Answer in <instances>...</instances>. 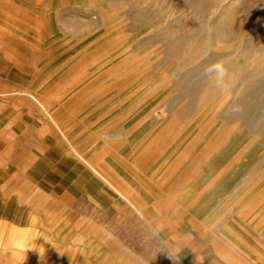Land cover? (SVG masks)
Returning <instances> with one entry per match:
<instances>
[{
    "label": "rangeland",
    "instance_id": "rangeland-1",
    "mask_svg": "<svg viewBox=\"0 0 264 264\" xmlns=\"http://www.w3.org/2000/svg\"><path fill=\"white\" fill-rule=\"evenodd\" d=\"M2 91L155 232L264 264V0H0Z\"/></svg>",
    "mask_w": 264,
    "mask_h": 264
},
{
    "label": "crops",
    "instance_id": "crops-1",
    "mask_svg": "<svg viewBox=\"0 0 264 264\" xmlns=\"http://www.w3.org/2000/svg\"><path fill=\"white\" fill-rule=\"evenodd\" d=\"M7 93L14 92H0V259L10 264H43V259L44 264H227L214 249L198 250L177 231L171 241L166 231L155 232L139 205L116 189L122 201L96 178H84L71 153L57 155L36 112L8 103L2 97Z\"/></svg>",
    "mask_w": 264,
    "mask_h": 264
},
{
    "label": "clouds",
    "instance_id": "clouds-1",
    "mask_svg": "<svg viewBox=\"0 0 264 264\" xmlns=\"http://www.w3.org/2000/svg\"><path fill=\"white\" fill-rule=\"evenodd\" d=\"M217 69H218V71H219L220 76L222 77V76H223V69H222L219 65H217ZM170 257H171V256H170ZM171 258H172V257H171ZM172 259H173V258H172ZM196 259H197L198 262H200L199 257H196ZM173 260L179 261V259H173ZM200 264H201V262H200Z\"/></svg>",
    "mask_w": 264,
    "mask_h": 264
},
{
    "label": "bare ground",
    "instance_id": "bare-ground-1",
    "mask_svg": "<svg viewBox=\"0 0 264 264\" xmlns=\"http://www.w3.org/2000/svg\"><path fill=\"white\" fill-rule=\"evenodd\" d=\"M34 97V96H33ZM35 99H36V101L40 104V105H42L44 108H45V106H44V104L39 100V98H37V97H34ZM73 146V145H72ZM81 155V154H80ZM81 156H83V155H81ZM89 162V161H88ZM89 164L91 165V166H93V167H95L92 163H90L89 162Z\"/></svg>",
    "mask_w": 264,
    "mask_h": 264
}]
</instances>
